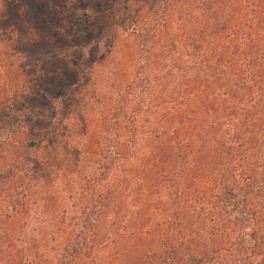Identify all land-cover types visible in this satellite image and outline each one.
<instances>
[{
    "label": "rangeland",
    "instance_id": "rangeland-1",
    "mask_svg": "<svg viewBox=\"0 0 264 264\" xmlns=\"http://www.w3.org/2000/svg\"><path fill=\"white\" fill-rule=\"evenodd\" d=\"M188 1H168V24L152 39V57L146 65L136 34L126 26L124 0H0L2 172L10 167L12 147L5 139L17 143L42 137L47 143L46 162L33 180L18 221V236L32 264H56L65 236L75 228L83 205L91 201L84 186L89 177L99 175L98 162L109 155L108 141L114 130L127 149L132 126L138 127L139 162H124L116 173L146 165L144 175L150 185L163 177L165 141L176 139L181 124L197 114V101L190 102L198 95L197 89L187 98L189 89L180 83V79L188 83L195 59L190 54L196 52L193 44L185 42L187 36L178 32L179 10ZM163 7L161 0H132L131 10L149 27L164 13ZM216 11L223 23L218 25L223 26L224 18L219 17L225 14ZM194 21L190 18L188 23ZM215 36L196 37L203 53L210 54L207 47L210 43L214 47ZM120 98L125 104L118 125L114 107ZM146 107L149 110H140ZM133 186L132 181L121 184L114 179V164L96 183L95 193L106 203L96 225L99 241L93 264L126 261L124 233L132 232V217L140 208L127 196ZM118 190L122 195L114 199ZM149 198L150 215L159 216L160 211H155L159 197ZM121 200L126 202L120 205Z\"/></svg>",
    "mask_w": 264,
    "mask_h": 264
},
{
    "label": "trees",
    "instance_id": "trees-1",
    "mask_svg": "<svg viewBox=\"0 0 264 264\" xmlns=\"http://www.w3.org/2000/svg\"><path fill=\"white\" fill-rule=\"evenodd\" d=\"M168 1L161 0L164 13L146 27L131 10L132 0H124L126 26L136 34L146 65L152 57V39L168 24ZM215 9L225 14L219 17L224 18L223 26L218 25L223 23ZM190 18L195 21L188 23ZM178 19L180 36H187L185 42L196 50L190 54L194 71L188 83L181 79L180 83L189 89L187 98L197 89L190 101H197V114L181 124L176 139L165 141L164 175L154 186L144 175L146 165L116 173L124 162L137 161L138 127L132 126L127 149L114 130L109 155L98 162L99 175L89 177L84 186L91 201L83 205L75 228L65 236L56 264H93L99 241L96 225L106 203L95 186L113 164L114 179L134 182L127 196L140 207L132 217V232L124 233L122 255L128 257L123 264H264V0H189L180 7ZM213 34L214 47L210 43V54L203 53L196 37L203 40ZM124 104L120 98L114 107L115 124ZM12 142L4 141L12 146L10 167L4 173L0 168V264H32L18 236V221L33 180L46 162L47 143L42 137ZM121 195L118 190L114 199ZM152 195L159 197L155 210L159 216L150 215L147 201Z\"/></svg>",
    "mask_w": 264,
    "mask_h": 264
}]
</instances>
